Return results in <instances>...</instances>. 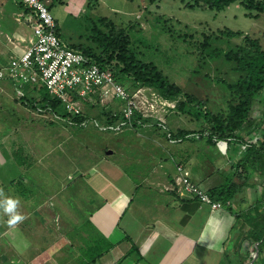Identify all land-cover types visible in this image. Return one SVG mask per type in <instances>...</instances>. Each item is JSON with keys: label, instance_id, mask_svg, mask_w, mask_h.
Here are the masks:
<instances>
[{"label": "crops", "instance_id": "obj_1", "mask_svg": "<svg viewBox=\"0 0 264 264\" xmlns=\"http://www.w3.org/2000/svg\"><path fill=\"white\" fill-rule=\"evenodd\" d=\"M31 18L33 12H28L20 0H0V69L28 44ZM33 86L20 85L6 76L0 78V115L5 110L20 118L10 130L9 121L0 118V126L6 128L0 136V192L3 197H18V212L26 219L31 215L38 218L9 226L8 216L2 213L0 239L2 245L10 247L9 255L14 251L18 259L34 261L36 254L56 243L60 236L50 245L45 243L47 229L38 215L45 202H38V197L53 196L51 206L66 217V211L77 217L75 222L65 217L68 228L72 230L75 223L80 229L73 230L80 237L76 240L78 251L66 248L69 241L62 238L66 242L55 252L65 264L73 260L81 264L92 253L96 259L87 264H264V92L255 96L253 123L241 125L234 136L217 139L215 144L206 134H200L205 124L197 120V134L191 138L182 139L175 136L176 132L157 136L153 144L159 148L158 154L150 152L145 159L135 157L128 162L124 151L119 159L96 147V154L88 162L79 167L69 165L58 176L53 163L45 162L48 151L43 142L31 135L20 140L10 136L15 132L22 135L21 128L29 133L35 121L40 124V118L29 112L31 107L19 99L22 94L38 97ZM135 145L139 148V143ZM177 164L183 165L191 180L205 190L226 194L219 200L222 208L211 211L193 197L180 195L175 186ZM40 168L48 174L44 186L35 180L40 181ZM73 173L78 176L73 178ZM65 180H73L70 189ZM9 185L23 188H16L14 194L7 189ZM73 196L78 207L87 203L95 208L88 213L74 209ZM27 198L33 200L32 205H25ZM45 207L43 210L49 212L50 206ZM88 219L92 223L88 224ZM86 233L94 237H86L84 242L81 236ZM22 236L28 237L34 247Z\"/></svg>", "mask_w": 264, "mask_h": 264}, {"label": "rangeland", "instance_id": "obj_2", "mask_svg": "<svg viewBox=\"0 0 264 264\" xmlns=\"http://www.w3.org/2000/svg\"><path fill=\"white\" fill-rule=\"evenodd\" d=\"M47 1L50 4L52 15L58 20L61 27V41L63 45H69L73 42L78 44L91 40L89 44H94L96 45L94 47L99 48L92 39L95 34L93 31V28H96L95 21H102L100 27L106 31L107 27L104 22L111 20L117 27L127 29L131 36L130 47L138 58L155 63L169 81L180 86L186 94L199 100L204 104L205 110H210L212 113L226 112L228 110L232 93L229 91L227 85L236 82L240 78V73L235 69V64L227 61L224 54L230 49H234L236 44L241 43L246 35L258 38L264 49V14L257 19L247 16V11L240 3H235L222 11L216 12L210 9H202L198 6L192 7L189 5L191 4L189 0ZM229 30L240 31L241 33L238 36H231L227 32ZM204 35H210L208 50L213 48L220 49L212 57L207 56L206 51H203V55L200 53L201 49L198 47V44L204 39ZM128 89L131 94L135 93L138 89H144L142 94L139 95L140 97L143 96V103L145 104L143 109L152 114L148 109V104L144 100L151 102L154 99L153 95H160V93L155 89L144 86L135 87L131 85ZM162 98L169 103L166 110L156 111L155 117L140 116L141 119L137 121L140 124L139 128L132 126L123 131H118L120 133L117 136L114 134H118V132L114 131L113 133L111 131L100 133L93 123L94 118L99 122L104 123L105 121L104 117H100L98 114V109L102 107V104L100 102V104H97L95 98L87 99L90 109L88 118L92 120H87L82 127L63 119V117L60 118L57 113H55L57 115L55 117L56 115L47 108L41 109L38 107V110L29 108L32 117H37L36 119L40 118L41 125L35 121L33 127L29 128L33 129L29 133H25L24 129L21 128V131H23L22 135L19 134L17 136V132H15L11 133L10 136L13 134V136H16V139L20 140L22 136L25 138L31 135L43 142L48 151L45 156V162L53 163L54 174L58 176H62L69 165H72L71 167L73 165L79 167V165H84L88 162L96 154V147L101 153H104L106 148L108 156L112 155L114 158L118 156L119 159L123 158L119 154L121 151H124L126 152L125 159L128 162H133L131 158L139 157V159H145L144 156L149 155L150 152H152V154L150 153L151 155L158 154L159 148L154 147L153 142L156 139L158 140L157 136L160 134L166 137L169 134L177 133L178 130H182L188 131L189 134H186V136L191 138L194 134H197L196 121L199 120L204 124L202 117L199 116L196 119L194 113L178 109V99ZM111 103L107 105V109L110 108L114 112L120 110L122 104H118L115 101ZM81 109L83 112L84 104H81ZM2 112L4 115H0V118H5L9 121L7 122L9 130L14 129L15 126L12 123L20 120L19 115L11 111L8 113L3 110ZM50 121H56V123L49 124ZM5 129L0 126V136L2 135L1 131ZM138 143L139 148H136L135 144ZM129 145L132 147L131 151H129ZM188 145L190 146V144ZM128 156L130 157L127 158ZM132 168L134 169V167ZM44 170L40 168L39 174H37L40 181L35 179L42 186L46 184V175H48L44 173ZM72 175L73 178L78 176V174L74 173ZM65 181L69 183L68 189H70V184H72L73 180ZM62 185L66 186L65 184ZM8 188L11 193L15 194L16 188L23 187L9 185ZM52 197H38V202L45 201L40 206L42 211H39L38 215L43 228L47 229V233H44L45 243L50 245L60 236L56 243L36 254L34 261H28L26 259H18L14 251L12 252L15 255H9L8 251H10V247L2 245V240L0 239V264H65L61 261V256L55 254L56 250L66 242H63L62 238L69 241V245H65L66 248L78 251L79 245L76 240L80 239V237L75 232L80 229H78V225L75 223L72 226V230L71 227L68 228L65 214L60 210H56V207L53 206L54 197ZM2 198L0 197V199ZM55 199L58 200V197L55 196ZM72 199L74 209L80 208L83 213H88L87 211L95 208H91L87 203L84 206L79 205L78 207V201L75 200L74 196ZM30 203H33V200L27 198L25 205H32ZM51 204L53 205L51 206ZM48 205L51 209L49 212H46L43 209ZM58 209L60 208L58 207ZM2 213V210H0V223ZM66 213L67 219L72 220V222L77 220L74 212L66 211ZM29 218L31 220H38L33 215ZM29 218L26 220L28 221ZM6 221H8V217ZM86 222L88 224L92 223L90 219ZM0 228L3 231L4 228L1 224ZM37 237L43 239V236ZM86 237L92 239L94 236L86 233L85 236H81V240L85 242L84 239ZM21 238L28 241L30 247H34L28 237L22 236ZM6 242L9 243L8 240ZM70 242L75 244L72 246ZM2 246L7 250L8 255L5 254ZM6 256H8L7 259ZM68 264H77V261L73 260Z\"/></svg>", "mask_w": 264, "mask_h": 264}, {"label": "trees", "instance_id": "obj_3", "mask_svg": "<svg viewBox=\"0 0 264 264\" xmlns=\"http://www.w3.org/2000/svg\"><path fill=\"white\" fill-rule=\"evenodd\" d=\"M189 1L191 2L189 5L192 7L198 6L202 9H210L216 12L222 11L235 3H240L247 11V16L257 19L264 14V0ZM21 4L24 6L23 3ZM25 8L28 12L30 11L27 7ZM49 10L51 11L50 4ZM54 19L57 23L56 34L61 38V27L57 19L55 17ZM101 22L102 21L100 20L97 22L95 21L96 28H93L95 34L92 38L99 48L94 47L96 46L94 44H89L91 40L78 44L73 42L69 45L66 44L65 46L83 53L99 67L108 69L115 79L127 90H129L128 88L131 85H134L135 87L144 86L157 90L162 97L178 99V109L184 112L194 113L196 119H198L199 116L202 117L205 128L200 134H206L207 140L212 144L217 143V139H225L234 136L241 125L253 123L251 110L255 101V96L264 92V49L258 38H252L251 36L246 35L241 43L236 44L234 49H230L224 54L227 61L235 64V69L240 73V78L236 82L227 85L229 91L232 93L228 110L226 112L221 111L212 113L210 110H205L204 104L199 100L186 94L180 86L169 81L155 63L138 58L130 47L131 36L127 29L117 27L113 21L108 20L104 22L107 27V30L105 31L100 27ZM97 23L99 24L97 25ZM227 32L228 35L231 36H238L241 33L240 31L233 30ZM209 39L210 35H204V39L198 44V47L201 49L200 53L202 55L203 51H206V55L212 57L216 55L220 49L213 48L208 50ZM33 89H37L38 91V97L36 98L31 99L26 95H19V99L32 109L38 110V107L41 109L47 108L53 114H59L58 116L60 118L63 117V119H66L69 122L81 125V127L82 125H85L87 120H92L88 118L90 109L86 98V100H82V103L85 102L83 103V112L74 115L65 109L59 99L52 97L43 85H40L39 87L35 85L33 86ZM96 100V103L98 104L99 100L97 98ZM107 105L109 104L101 105L102 107L98 109L99 116L104 117V123L97 121L96 118L93 119V123L96 125L100 133L104 131H111L113 133V130L110 127L118 125L123 119L122 111L118 110L114 112L110 108L107 109ZM55 117H57V115ZM139 119H141V117L136 113L135 117H133L132 126L135 127ZM56 121H50L49 124L56 123ZM127 128H129V126H123L124 130ZM186 134H189V132L178 130L175 136L184 139ZM106 150L107 149L105 148L104 152H106ZM205 192H207L211 200L214 202H220L219 200H223L227 197L226 194L216 193L214 190L211 192L205 190ZM221 205L223 206V203H221ZM92 254L93 255L89 257V260L82 261L81 264L93 263L96 259V255L94 253Z\"/></svg>", "mask_w": 264, "mask_h": 264}, {"label": "built area", "instance_id": "obj_4", "mask_svg": "<svg viewBox=\"0 0 264 264\" xmlns=\"http://www.w3.org/2000/svg\"><path fill=\"white\" fill-rule=\"evenodd\" d=\"M20 2L33 12L32 37L22 52L0 69V78L6 76L20 85H43L74 115L82 112L81 104L85 98H97L102 105H110L114 101L122 104L119 111H122L123 119L118 125L110 127L114 132L123 130L126 125L132 127L136 113L142 117H155L156 111H164L169 106L160 95L154 94L151 102L144 100L152 114L144 110L143 96H139L144 89L131 94L108 69L99 67L83 53L63 45L56 34L57 23L47 0ZM176 172L175 186L180 195L196 198L200 204L210 206L212 211L222 208L220 202L212 201L207 192L191 180L183 165L177 164Z\"/></svg>", "mask_w": 264, "mask_h": 264}, {"label": "clouds", "instance_id": "obj_5", "mask_svg": "<svg viewBox=\"0 0 264 264\" xmlns=\"http://www.w3.org/2000/svg\"><path fill=\"white\" fill-rule=\"evenodd\" d=\"M0 197H3V193L0 192ZM19 200L11 197H3L0 199V209L8 216L7 223L9 226H15L22 222L26 217L18 212Z\"/></svg>", "mask_w": 264, "mask_h": 264}]
</instances>
